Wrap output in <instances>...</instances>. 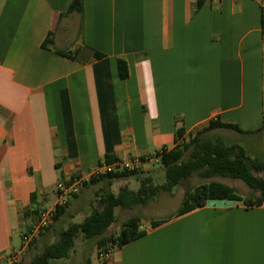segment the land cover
<instances>
[{"label": "crops", "instance_id": "crops-1", "mask_svg": "<svg viewBox=\"0 0 264 264\" xmlns=\"http://www.w3.org/2000/svg\"><path fill=\"white\" fill-rule=\"evenodd\" d=\"M82 1L81 14L66 15L71 0H0V262L20 245L21 230L53 208L60 180L106 156L150 158L172 149L179 131L184 141L212 118L251 132L218 128L233 139L264 131L258 0H207L198 9V0ZM255 152L246 154L262 161ZM191 178L161 195L179 188L183 198ZM197 178L195 186L218 182L242 199L258 196L239 180ZM130 179L139 187L129 176L111 191L136 192ZM160 193L122 209L133 215L124 213L117 232L139 217L144 234L106 264H264V203L208 200L180 217L154 218L146 211ZM152 220L167 221L152 228Z\"/></svg>", "mask_w": 264, "mask_h": 264}, {"label": "trees", "instance_id": "trees-1", "mask_svg": "<svg viewBox=\"0 0 264 264\" xmlns=\"http://www.w3.org/2000/svg\"><path fill=\"white\" fill-rule=\"evenodd\" d=\"M207 0H198V9ZM82 0H71L65 14H81ZM49 38L42 45L50 44ZM61 55L73 59L70 54L60 52ZM118 75L121 80L128 77V68L124 61L118 60ZM205 130L216 128L227 129L240 135L250 134L243 132L237 126L220 125L210 121ZM264 128V127H263ZM191 139L187 144L183 141L160 156L159 161L163 167L164 183L154 184L151 177L138 178L139 187L136 192L122 187L117 194L111 191L112 182L135 175L133 173H114L89 180L90 183L103 182L106 189L96 194L98 207H93L88 215L80 222L69 225L65 230L57 234V240L43 246L41 252L36 255L29 264H50L51 260L66 259L74 247L75 239L81 235L83 239H96L98 250L107 247L121 248L144 234L138 230L141 223L139 217H131L124 222L116 234H108L107 231L115 221L114 211L116 208L127 209L136 205H145L154 199L160 192H171L175 187L183 184L188 178L196 176L201 179L229 178L243 182L248 188L258 193V196L242 199L235 191L221 183L209 182L186 189L173 218L185 215L193 210L204 207L208 200L242 201L246 207H259L264 203V163L257 159H251L244 148L236 144H228L222 138H202L200 132L190 134ZM182 132L176 134L181 138ZM105 162H111L112 158L105 157ZM97 179V180H96ZM68 181L60 180V184H69ZM58 185V186H59ZM57 194V189H56ZM57 197V195H56ZM33 198V195H32ZM66 207H55L53 222L57 221L66 211ZM41 213L37 214V219ZM26 217L28 215L26 214ZM167 220H152V228L164 224ZM34 225L27 227L25 235H29ZM89 264L88 262H86Z\"/></svg>", "mask_w": 264, "mask_h": 264}, {"label": "rangeland", "instance_id": "rangeland-1", "mask_svg": "<svg viewBox=\"0 0 264 264\" xmlns=\"http://www.w3.org/2000/svg\"><path fill=\"white\" fill-rule=\"evenodd\" d=\"M202 134V138L206 139H216L217 137H221L226 143H235L236 145L241 146L244 148V150L248 153L255 152V149L258 150L255 153H258L260 159L264 162V131L258 136L255 137V140H249L246 137H239L237 139H233V137L229 135H223L220 131H218V128L207 131L205 130V127L200 128L198 131ZM193 132V135L196 133ZM220 134H219V133ZM224 132V131H222ZM225 133V132H224ZM221 135V136H218ZM191 139V136H188L183 143L187 144L189 140ZM250 148V149H249ZM251 151V152H250ZM254 153V154H255ZM141 169L139 168L137 170V173L135 175H130L131 177H138L144 178V177H151L154 184H162L164 183V173H163V167L157 159V162L153 163L148 171L141 172ZM97 180V179H96ZM190 180H192L194 186L203 180L198 179L196 176L192 177ZM130 189H137L138 183L134 179H130ZM180 188L185 189V184H181ZM247 188V187H246ZM106 189L105 184L101 182H95L90 183V181L86 182L85 185L79 190V192L75 195L70 196L66 203L65 213L59 217V219L55 222H51L48 224L45 228L40 229L35 235L32 241L29 243V245L22 251L21 255V262L19 264H29L31 260L38 255L43 246L46 244H51L57 240V234L61 230H65L69 225L73 223H80L89 213V211L93 207H98V197H96V194L101 193L102 190ZM179 188L175 189L171 194V197H164V195H161L160 193V199L155 200V204L150 206L146 213L148 215L153 216L154 218H167L169 216H174L176 212V207L180 204V200L182 198V194L179 193ZM112 192L114 194H117L119 191L117 188H113ZM52 200L54 201L57 198H54L53 192H51ZM57 194L55 193V196ZM255 197V196H253ZM247 199V197L245 198ZM123 212V213H121ZM126 211H122L121 208H116L114 211L115 214V221L110 226L111 229H108V234H116V226L120 225L125 219ZM130 215H133L131 212ZM126 213V215H127ZM123 214V215H122ZM174 214V215H173ZM27 231V226L24 227L21 230V239L26 236L25 232ZM18 240V239H17ZM22 242V241H21ZM21 245V243H20ZM20 245L16 250L19 249ZM98 249L96 247V239H90L85 240L82 238L81 235H78L75 239L74 247L69 253V256L66 259H56L51 260L50 264H87V261H90L91 263H94V260L96 261L95 255L97 253ZM117 253V248H114L112 250V255Z\"/></svg>", "mask_w": 264, "mask_h": 264}, {"label": "built area", "instance_id": "built-area-1", "mask_svg": "<svg viewBox=\"0 0 264 264\" xmlns=\"http://www.w3.org/2000/svg\"><path fill=\"white\" fill-rule=\"evenodd\" d=\"M258 4L261 10L262 30L264 31V0H258ZM211 121L216 122V118H212ZM181 141V138H176L174 146L179 145ZM167 151L168 150L164 149L160 150L150 158L134 157L127 160H113L111 162L103 161L85 174L73 178L71 183L60 184L57 187V199L53 208L41 213L31 233L23 238L19 249L10 252L5 260L0 262V264H19L21 261L22 251L29 245V243L34 238V235L40 229L45 228L53 221L55 207H65L68 201L67 199L70 196L77 194L86 182L94 178H99L101 176L114 173H133L137 171L144 162H148L151 159H159L160 156H162V154ZM114 248L115 247H107L106 249L98 250L95 255L96 261L100 264H106L112 256V250Z\"/></svg>", "mask_w": 264, "mask_h": 264}]
</instances>
